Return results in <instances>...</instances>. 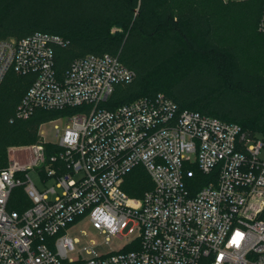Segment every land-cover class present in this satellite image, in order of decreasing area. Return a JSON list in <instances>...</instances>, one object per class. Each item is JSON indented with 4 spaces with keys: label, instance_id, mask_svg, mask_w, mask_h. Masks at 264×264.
Returning a JSON list of instances; mask_svg holds the SVG:
<instances>
[{
    "label": "built area",
    "instance_id": "2783aa9c",
    "mask_svg": "<svg viewBox=\"0 0 264 264\" xmlns=\"http://www.w3.org/2000/svg\"><path fill=\"white\" fill-rule=\"evenodd\" d=\"M64 43L42 31L0 39V84L9 71L34 76L17 118L80 107L64 116L61 131L56 126L57 150L42 139L29 147L28 162L0 168V264H264L263 138L181 109L163 93L102 106L134 70L104 53L77 57L60 74L54 46ZM138 166L152 183L141 197L122 187ZM33 168L53 184L38 188ZM19 185L29 204L14 209ZM83 218L106 241L131 224L134 247L109 255L90 247L88 257L69 258L74 239L66 229Z\"/></svg>",
    "mask_w": 264,
    "mask_h": 264
},
{
    "label": "trees",
    "instance_id": "16d2710c",
    "mask_svg": "<svg viewBox=\"0 0 264 264\" xmlns=\"http://www.w3.org/2000/svg\"><path fill=\"white\" fill-rule=\"evenodd\" d=\"M263 12L264 0H0V39L34 31L60 35L65 43L54 46L60 74L77 57L116 55L135 76L115 85L102 103L107 108L163 93L181 109L236 122L260 137L264 134V31L259 29ZM114 26L120 30L112 32ZM33 77L9 71L0 84V168L9 147L42 141V122L80 110L40 109L29 118H17L16 106ZM151 186L139 166L122 185L135 197ZM17 206L11 201V208H23Z\"/></svg>",
    "mask_w": 264,
    "mask_h": 264
},
{
    "label": "rangeland",
    "instance_id": "374dc122",
    "mask_svg": "<svg viewBox=\"0 0 264 264\" xmlns=\"http://www.w3.org/2000/svg\"><path fill=\"white\" fill-rule=\"evenodd\" d=\"M120 30L119 27H112V32ZM67 122L66 117L63 115L46 120L41 123L39 127V133L46 144L53 145L59 140V134L56 133V126L60 131L64 128ZM264 140V134L260 136ZM29 145L13 146L14 151L9 152V148L6 151V159L2 167L7 166L11 162L26 163L30 159ZM260 156H264V150L260 153ZM28 175L34 181V183L41 190L53 184L52 179H45L37 168L28 170ZM28 201V198L23 193V186L19 185L13 189L12 202L18 205L17 207H23ZM131 224L121 232V236L114 235L108 238L107 234L94 228L87 218H83L76 222L71 223L66 232L70 237L74 239V248L69 250L68 257L74 260L79 259V252L82 251L84 257H88L86 252L87 248L92 247L97 255H109L113 252H119L133 248L135 240L138 234L136 229L129 232Z\"/></svg>",
    "mask_w": 264,
    "mask_h": 264
}]
</instances>
